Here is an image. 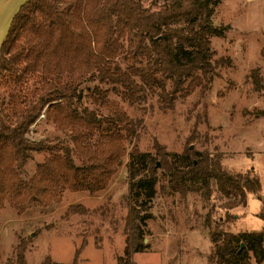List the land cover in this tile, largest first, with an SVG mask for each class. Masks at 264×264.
Instances as JSON below:
<instances>
[{
	"label": "trees",
	"instance_id": "obj_1",
	"mask_svg": "<svg viewBox=\"0 0 264 264\" xmlns=\"http://www.w3.org/2000/svg\"><path fill=\"white\" fill-rule=\"evenodd\" d=\"M213 4V0H168L155 11L144 8L140 0H28L20 6L0 45V209L7 200L20 214L31 204L60 202L65 190L94 194L104 189L122 164L125 142L132 147L126 163L129 189L144 188L146 197H152L155 159L135 144L142 123L108 102V90L99 86L93 88L96 97L90 98L110 115L100 118L86 107L79 112V87L95 76L132 107L158 90V103L166 109L196 91L204 94L210 82ZM30 78L36 79L33 94L25 93ZM41 116L59 130L70 129L74 148L58 137L30 140L29 130ZM94 132L99 134L96 140ZM91 140L95 149L106 147V156L90 157L89 164L76 166L73 154L88 150ZM36 155L42 160L26 177V167ZM160 155L161 168L170 172L175 188L198 192L195 184L206 190L213 184L227 199L226 210L245 205L247 194L261 200L258 177L225 170L217 156L191 150ZM144 170L150 179L136 181ZM131 211L138 221L134 236L138 243L128 234L117 264H133L132 255L142 251L139 235L150 216ZM87 212L81 205H71L64 215ZM231 217L226 213L225 220ZM257 217L263 221L261 230L232 234L221 230L220 220L208 213L204 223L214 250L207 264H244L247 252L257 264L264 262L263 210ZM25 252L26 241L21 238L10 264H26ZM79 253L70 264H78ZM41 264L60 263L47 256Z\"/></svg>",
	"mask_w": 264,
	"mask_h": 264
},
{
	"label": "rangeland",
	"instance_id": "obj_2",
	"mask_svg": "<svg viewBox=\"0 0 264 264\" xmlns=\"http://www.w3.org/2000/svg\"><path fill=\"white\" fill-rule=\"evenodd\" d=\"M3 1L0 0V14ZM167 1L140 0L144 8L152 11ZM213 3L210 82L204 94L196 91L166 109L158 103V90L149 92L145 103L132 107L116 89L100 83L95 76L87 77L79 87V112L86 107L100 118L110 115L106 107L90 98L93 88L99 86L108 90V102L142 123L135 144L139 151L155 159L154 195L146 197L144 188L129 189L126 163L132 147L125 142L126 155L121 166L104 189L94 194L65 190L60 202L31 204L20 214L5 200L0 209V264H10L21 238L26 241V264H41L47 256L54 262L70 264L77 250L78 264H117L127 235L133 239L135 236L138 221L132 219L131 210L150 216L141 227L142 251L132 255L133 264H207V257L214 250L204 223L208 213L213 220H220L224 232L239 234L262 228L263 221L257 213L264 212V0ZM27 88L25 93L35 92V78L29 79ZM70 131L59 130L41 116L27 137L33 141L58 137L73 149ZM92 135L93 140L99 136L97 132ZM93 140L88 150L73 154L76 166L89 164L90 157L106 156V147L95 149ZM188 150L217 156L222 167L231 173L252 172L261 184V200L247 194L245 205L226 210L227 199L213 184L208 190L201 183L195 184L198 192L191 187H173L176 184L172 185L170 172L161 168L160 154L178 156ZM41 160V155L33 157L26 167V177L33 174ZM150 177L144 170L136 181H148ZM190 184L187 181V186ZM71 205H81L88 212L64 215ZM226 213L232 216L228 222ZM133 243L138 240L135 238ZM243 262L257 264L251 252H247Z\"/></svg>",
	"mask_w": 264,
	"mask_h": 264
},
{
	"label": "crops",
	"instance_id": "obj_3",
	"mask_svg": "<svg viewBox=\"0 0 264 264\" xmlns=\"http://www.w3.org/2000/svg\"><path fill=\"white\" fill-rule=\"evenodd\" d=\"M28 0H4L1 9L0 14V45L7 33L9 23L14 16V14L18 11L20 6H22L24 3H26ZM11 9V12H9ZM2 23H4V27L2 26ZM261 230V229H260Z\"/></svg>",
	"mask_w": 264,
	"mask_h": 264
},
{
	"label": "water",
	"instance_id": "obj_4",
	"mask_svg": "<svg viewBox=\"0 0 264 264\" xmlns=\"http://www.w3.org/2000/svg\"><path fill=\"white\" fill-rule=\"evenodd\" d=\"M241 247H243V246L241 245Z\"/></svg>",
	"mask_w": 264,
	"mask_h": 264
}]
</instances>
